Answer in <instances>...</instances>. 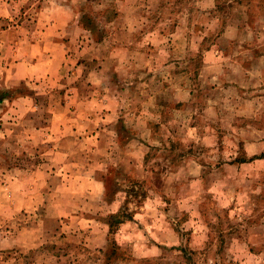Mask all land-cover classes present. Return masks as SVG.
<instances>
[{"label":"rangeland","instance_id":"374dc122","mask_svg":"<svg viewBox=\"0 0 264 264\" xmlns=\"http://www.w3.org/2000/svg\"><path fill=\"white\" fill-rule=\"evenodd\" d=\"M37 1L29 6L48 0ZM72 1L86 35L73 41L86 48L70 63L79 67L75 80L64 69L18 83L14 67L0 69L3 100L29 97L0 119V264H264V104L241 103L262 87L243 90L241 72L226 64L241 47L264 52V0ZM109 40L115 66L101 65L105 79L86 69ZM75 96L100 101L92 115L105 116L81 136L51 133L54 114L80 110ZM109 143L121 158L105 174ZM56 145L67 155L54 154ZM140 145L149 151L138 168L137 156L124 153ZM150 160L163 161L157 170L166 174L155 192L142 187ZM91 174L112 201L88 206ZM125 205L134 221L115 232L91 219Z\"/></svg>","mask_w":264,"mask_h":264},{"label":"crops","instance_id":"0c3cea01","mask_svg":"<svg viewBox=\"0 0 264 264\" xmlns=\"http://www.w3.org/2000/svg\"><path fill=\"white\" fill-rule=\"evenodd\" d=\"M32 1L34 0L29 2L28 0H0V69L3 72L4 67H9L8 71H10V67H14L15 77L13 79L18 83L25 78L32 79L33 76L38 78L36 79L38 81H43L44 78L50 79L51 73L66 70V68L74 73L79 67H70V63L74 60L78 62L79 55L86 49L81 47L80 44L75 48V44H73V41L77 42L84 39V36L86 37V35H83L84 28L79 24L81 20L79 19L80 12L75 11L72 0H48L35 8L29 6ZM37 2L40 3V0ZM32 10L33 12H31ZM26 25L30 28L28 29ZM79 27H81L80 31ZM228 36V38H231L235 35L230 36L229 34ZM236 38L234 37L230 41L233 40V43H235L238 39ZM241 48L242 50L238 52H228L229 56L226 64L231 70L241 72L240 86L243 90L256 86L257 89L262 87L259 93H253L249 97L244 96L241 103H255L254 100H257L258 105H262L264 104L263 93H261L264 90V52L260 51L258 54L253 52L255 49ZM238 53L242 54L241 61L238 60L239 58H235V54L238 55ZM248 56L250 59H248ZM2 79L3 76L0 79V85L5 84ZM15 83L11 82V84ZM28 98V96H20L0 102V119L6 118L15 106H18L20 110L24 104L28 103ZM96 102L98 105H102L95 98H76V96L71 98L70 103L78 104L80 110L77 108L72 112L70 111V114L67 112L54 114V117L49 121L52 124L51 133L63 135L70 131L73 135H83L86 127H89V123L92 122L91 120L98 121L102 119V116H105V114H101V117H98L99 114L97 116L92 115L95 114L94 103ZM88 105H91L89 109L86 108ZM84 106L86 110H84ZM102 106L104 108V105ZM81 107H83V110ZM92 109L93 111H91ZM14 113L16 114V112ZM66 114L70 115L72 119L66 117ZM244 116L251 117L249 114ZM101 127L99 126L98 130ZM258 134L264 136V126L258 128ZM260 143H264V141ZM53 153L59 157L67 155L65 147L62 146L54 147ZM62 162L64 167L68 166L65 161ZM87 164L90 166L92 163ZM81 168L84 169L83 166ZM65 175L71 178L72 173ZM87 177V181L84 183L88 184L87 186L90 189L85 190L84 200H88V206L91 205L90 201L92 199L100 200L101 198L103 204H107L108 201L114 199V197L108 199L104 191L100 196L101 181L97 176L91 174ZM87 211H90V209H87ZM93 214L91 219L95 222V226H103L106 235L112 232L105 213ZM133 221L130 217L121 221L118 225L121 227L127 222L132 223Z\"/></svg>","mask_w":264,"mask_h":264},{"label":"clouds","instance_id":"9594fccd","mask_svg":"<svg viewBox=\"0 0 264 264\" xmlns=\"http://www.w3.org/2000/svg\"><path fill=\"white\" fill-rule=\"evenodd\" d=\"M111 27V26H109ZM96 39H99V37H96ZM121 39V37H117V42H119V40ZM83 43V42H82ZM113 47V42L112 41H105L103 43L100 44V48H101V52H100V56H101V60L100 63L93 65L91 69H86V71H93L96 72L98 75H101L103 77V70L101 68L102 64H108L109 67H114V62H112L111 57L108 55V53L111 51ZM68 71H70V69L65 70L64 75L67 77V73ZM109 76L113 75V73H109ZM106 79V77H103ZM76 79V74L73 73V75L71 77H68L69 82H71L72 80ZM82 83L83 85H87V78H82ZM123 107L127 108V105H124ZM116 115H122V113H117ZM113 119H115V116H113ZM94 130V129H93ZM125 137V139H129L131 134L125 129V131L122 133ZM140 137L142 139L147 140L148 137L146 134L141 133ZM131 144L133 147H135L137 144H139V140L136 139L135 137H132L130 140ZM150 144L152 145H156L157 141L155 140H150L149 141ZM149 151L148 148H145L143 145H140L139 151L138 153H128L125 152V155H136L137 156V164L136 167L141 168L142 164L140 163L141 159L143 158V156ZM152 151H155V149L153 148ZM115 153V155H114ZM120 150L118 147H116L115 145L109 143L106 144L105 146V160L104 162L100 165L102 171L106 174L107 173V164H115L119 159H120ZM164 167V162L163 161H159V163H157V161L155 160H150L148 162V168L150 169L148 172L145 173V175L148 177L149 183L148 185H144L142 187L144 188H152L153 192L156 191L155 189V184L160 181L161 179H163L164 173H162L161 171H158L157 169H163ZM104 181H101V184H103ZM164 194V190L163 187H161L160 189V195ZM160 196H157V200L159 201ZM119 203L120 204H124V199L123 197H121L119 199ZM127 211V205H125L123 208L120 209V212L115 215V216H111L108 219V222L110 224L113 225V232L116 231V226L122 221V219L125 217V213Z\"/></svg>","mask_w":264,"mask_h":264},{"label":"trees","instance_id":"16d2710c","mask_svg":"<svg viewBox=\"0 0 264 264\" xmlns=\"http://www.w3.org/2000/svg\"><path fill=\"white\" fill-rule=\"evenodd\" d=\"M7 97H8V91H4V90L0 91V101H2L4 98H7ZM115 215H112V216H115ZM125 219H127V218H123L122 221L125 220ZM108 224H109L110 229L112 230L113 225L110 224L109 222H108Z\"/></svg>","mask_w":264,"mask_h":264}]
</instances>
